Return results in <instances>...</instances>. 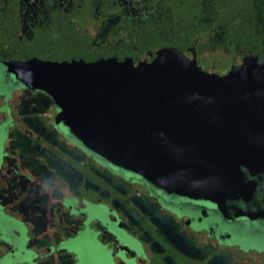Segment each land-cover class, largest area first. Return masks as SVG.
<instances>
[{"label":"flooded vegetation","instance_id":"af4514ba","mask_svg":"<svg viewBox=\"0 0 264 264\" xmlns=\"http://www.w3.org/2000/svg\"><path fill=\"white\" fill-rule=\"evenodd\" d=\"M227 1L0 0V264H264V174L244 169L253 190L222 204L168 193L88 151L5 65L175 48L225 75L264 59V0H248L234 48L213 19Z\"/></svg>","mask_w":264,"mask_h":264},{"label":"water","instance_id":"95a60500","mask_svg":"<svg viewBox=\"0 0 264 264\" xmlns=\"http://www.w3.org/2000/svg\"><path fill=\"white\" fill-rule=\"evenodd\" d=\"M5 65L47 93L56 122L92 153L168 193L224 203L264 174V59L249 54L225 75L175 48L151 63L102 59Z\"/></svg>","mask_w":264,"mask_h":264},{"label":"rangeland","instance_id":"374dc122","mask_svg":"<svg viewBox=\"0 0 264 264\" xmlns=\"http://www.w3.org/2000/svg\"><path fill=\"white\" fill-rule=\"evenodd\" d=\"M247 2L248 0H228L225 4L223 3L222 5H220L218 7L219 12H215V16H213V19H215L214 23L216 25V28H222L226 31L228 27L233 26L234 19L240 17L241 14L243 15ZM232 13L235 14V17H232ZM234 32H237L235 28L229 30V34L231 37L238 36V34ZM240 37L238 40L239 43H241ZM211 64L212 63H210V66H212Z\"/></svg>","mask_w":264,"mask_h":264},{"label":"trees","instance_id":"16d2710c","mask_svg":"<svg viewBox=\"0 0 264 264\" xmlns=\"http://www.w3.org/2000/svg\"><path fill=\"white\" fill-rule=\"evenodd\" d=\"M232 17H235L234 13H232ZM243 23H245L244 22V15L241 14L240 17H237V18L234 19V24H233V26L230 27V29L235 28L237 30V32H234V33L238 34V36L233 37V39H234L233 43L234 44L233 43L230 44L232 46V48H234L235 45H237V44H241L242 43L243 34H245V32H248L247 27H246L248 25H243ZM226 36L227 37L230 36L229 32H228V34ZM239 37L241 39V43L238 42Z\"/></svg>","mask_w":264,"mask_h":264}]
</instances>
